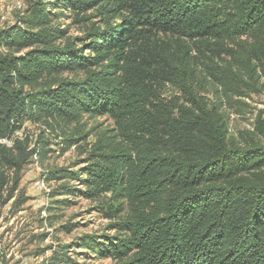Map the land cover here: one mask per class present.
<instances>
[{"label":"trees","instance_id":"1","mask_svg":"<svg viewBox=\"0 0 264 264\" xmlns=\"http://www.w3.org/2000/svg\"><path fill=\"white\" fill-rule=\"evenodd\" d=\"M102 1L34 0L20 24L0 28V137H14L0 143V226L6 202L23 201L15 193L36 152L14 136L24 121L108 114L114 125L99 133L87 165L46 174L77 180L52 195L99 199L118 218L114 234H86L82 244L114 264H264V107L239 140L225 110L193 86L195 68L152 43L157 32L214 44L246 36L259 60L264 0H117L120 21L93 25L76 37L81 45L57 42L63 16L86 20L81 13ZM166 83L176 91L168 95ZM67 247L57 262H69Z\"/></svg>","mask_w":264,"mask_h":264},{"label":"rangeland","instance_id":"2","mask_svg":"<svg viewBox=\"0 0 264 264\" xmlns=\"http://www.w3.org/2000/svg\"><path fill=\"white\" fill-rule=\"evenodd\" d=\"M34 0H0V28L20 24L21 16ZM124 8L118 7L117 0H104L81 13L86 20H79L75 14L67 13L61 18L62 27L67 28L62 42L68 36L83 37L94 26H105L107 22L121 20ZM81 45V39H75ZM204 40H192L171 33L157 32L152 43L164 46L175 53L180 62H188L195 68L193 86L201 94L210 97L228 115L232 135L242 140L241 133L254 128L259 109L264 107V55L257 60L250 49L253 44L246 36L236 41L214 44ZM28 48L14 51L24 53ZM6 53V49H3ZM12 51V50H11ZM88 50L85 49V53ZM73 73L64 72L63 75ZM230 81L233 90H228L220 78ZM26 89L31 88L26 85ZM176 86L166 83L163 91L170 95ZM179 94H182L178 91ZM114 125L108 114H84L77 122L65 124L54 120L24 121L19 137L28 149L36 148L21 172L16 198L22 195L23 201L14 207L13 217L3 220L0 227V264H114L109 255L101 254L82 244L86 234H114L116 227L111 225L118 218L107 216L99 205V199L83 195H72L52 191L65 181L77 183L72 178L48 179L50 190L37 191L42 198L35 204L32 178L46 176L56 167L65 166L78 170L87 165L89 150L99 133ZM22 131V132H21ZM21 135V136H20ZM68 197V201H63ZM12 204L4 205V211H12ZM9 209V210H8ZM68 245L69 262H57L53 258L57 251Z\"/></svg>","mask_w":264,"mask_h":264},{"label":"bare ground","instance_id":"3","mask_svg":"<svg viewBox=\"0 0 264 264\" xmlns=\"http://www.w3.org/2000/svg\"><path fill=\"white\" fill-rule=\"evenodd\" d=\"M22 132V131H21ZM17 134L19 133H14V136H17ZM19 136V135H18ZM21 136V135H20ZM13 136L11 137L10 140H7L4 137H0V143H5L6 145H12L13 144ZM32 187V186H31ZM35 189L37 191H49L50 190V186H49V181L47 180L46 176H41V177H37L36 181H35ZM40 200H42V198H40ZM39 200V202H40ZM6 206L8 207V204H6ZM11 206V205H9ZM12 207V206H11ZM5 209V208H4ZM9 210V209H8Z\"/></svg>","mask_w":264,"mask_h":264},{"label":"built area","instance_id":"4","mask_svg":"<svg viewBox=\"0 0 264 264\" xmlns=\"http://www.w3.org/2000/svg\"><path fill=\"white\" fill-rule=\"evenodd\" d=\"M19 130L20 129L16 130L15 133H19ZM4 138H6L7 140H10L11 139V136H4ZM31 181H32V189L34 191L31 200L35 204H39V200H40L41 197L39 196V194L36 193V189H35V181H36V178H32ZM14 198H15V196H13L8 202H6V204H12V211H4V207H3V211H2V215H1V226H2L3 220L6 219L7 216H9L8 218L13 217V214L12 213L14 211V207H13V200H14Z\"/></svg>","mask_w":264,"mask_h":264}]
</instances>
